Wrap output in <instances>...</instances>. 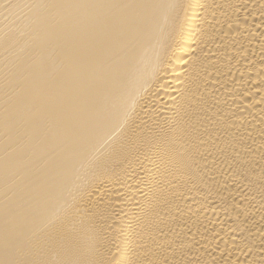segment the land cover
Here are the masks:
<instances>
[{
    "label": "bare ground",
    "instance_id": "1",
    "mask_svg": "<svg viewBox=\"0 0 264 264\" xmlns=\"http://www.w3.org/2000/svg\"><path fill=\"white\" fill-rule=\"evenodd\" d=\"M0 264H264V0H0Z\"/></svg>",
    "mask_w": 264,
    "mask_h": 264
}]
</instances>
